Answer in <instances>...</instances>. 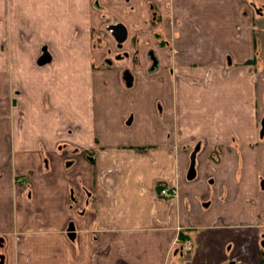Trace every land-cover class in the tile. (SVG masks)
I'll use <instances>...</instances> for the list:
<instances>
[{"label":"crops","instance_id":"obj_1","mask_svg":"<svg viewBox=\"0 0 264 264\" xmlns=\"http://www.w3.org/2000/svg\"><path fill=\"white\" fill-rule=\"evenodd\" d=\"M103 14L147 32L158 62L130 86L116 71L119 86L165 83L135 132L130 111L95 118ZM260 22L264 0H0L2 264H264Z\"/></svg>","mask_w":264,"mask_h":264},{"label":"rangeland","instance_id":"obj_2","mask_svg":"<svg viewBox=\"0 0 264 264\" xmlns=\"http://www.w3.org/2000/svg\"><path fill=\"white\" fill-rule=\"evenodd\" d=\"M125 8L127 12L129 7L125 6ZM101 11L105 10H100V12ZM148 13L149 12L146 13L147 19L149 18ZM103 15L105 16V18H101V21H103L100 25L101 29L94 32L92 37L94 40V44L97 45L100 54L103 56L101 66H104L105 68L102 67V71H105V75H109L107 76L109 84L108 86L102 87L103 89L100 95H96V106L94 107L95 118L97 119V123L99 122L101 124L102 120L100 119L106 113L105 116L109 121L110 119L117 121L125 114L126 111H130V113H132V115L134 116V120L132 124L124 126V130L126 132L127 130L135 132L138 126L149 124V122H153L154 124L153 113H157V111L161 109V107H163V105L165 104V91L163 90V87H165V83L164 81H160V79H158L160 75L145 76L143 74L144 76L142 75L139 78L138 82L136 81L135 84H133L131 87L121 88L119 86L113 73L117 71L118 74H122L126 69H128L130 72H133L138 67H142L143 69L146 68V65L148 64V46L144 42L147 40L144 37L139 36V34L147 32L142 30H130V35L128 36L129 38L127 39V41L122 43L121 46H118L111 31L107 28V24L114 23L115 21H119L120 19L113 14L110 16L108 14ZM124 17L122 16L121 18L124 19ZM159 17L160 16L157 15V20L151 21V24L154 25L147 27L146 31L150 32V30H155L157 23L161 20V17ZM136 26L138 27L139 25ZM259 26L260 38L264 40V25L260 22ZM105 58H108L110 63L105 62ZM142 58L147 60L145 65L144 63H141V61L143 60ZM254 62V70H257L259 76H261V79H259L258 87L260 89V95L262 94V102L258 107V112L261 113L262 111L263 113L264 90H262V88H264V76L261 73V69L264 68V41L259 46V56L258 58L254 59ZM157 63L158 62H156L155 66L157 65ZM151 65L152 62L149 63L150 68H152ZM146 72H149V70L147 69ZM260 80L262 82H260ZM99 82H101L100 78H98V83ZM229 96V99H233L236 97L232 95ZM9 108H11V106ZM7 112L8 114H10V110H8ZM216 112L217 109L215 110V113ZM210 113L212 115V111ZM188 114H190V112H188L187 115ZM179 130L180 132L183 131V133H185L186 131H188V128ZM131 134L132 132H129V134L127 135ZM232 146L235 145L233 144ZM236 146H238V144ZM259 163L261 167L263 161L259 160ZM258 177L259 185H264V175L262 174L261 170L259 171Z\"/></svg>","mask_w":264,"mask_h":264},{"label":"flooded vegetation","instance_id":"obj_3","mask_svg":"<svg viewBox=\"0 0 264 264\" xmlns=\"http://www.w3.org/2000/svg\"><path fill=\"white\" fill-rule=\"evenodd\" d=\"M119 1H121V0H119ZM122 1H125V0H122ZM97 4H98V2H97ZM122 5H124V4L122 3ZM119 7L121 8L122 6H119ZM148 9L150 11L149 12L148 21L149 22L156 21L157 20L158 13L156 12V9L154 8V3L149 2L148 3ZM115 25L116 26H119V25L123 26V28L125 30V38H124L125 40L124 39L121 40V41H118L117 40L116 30H117L118 27L113 28V26H115ZM107 28L111 31V33H112L113 37L115 38L118 46L119 45L121 46L122 43L126 42L127 39L129 38L128 37L130 35L129 30H128V28L126 26L123 25V23L121 21H115L114 23L107 24ZM100 29L101 28H99L98 30H100ZM147 54H148V62L149 63L152 62V65H151L152 68H150V67L149 68L150 69H154L157 66V65L155 66V64L157 62V59L155 58V56H153L154 53H153L152 49H148L147 50ZM109 63H110V61H109ZM128 71H129L128 69H126V70L123 71V73H122L123 81H124V76L128 73ZM129 73L131 74V72H129ZM258 135L260 137H263L264 136V112L262 113V111H261L260 116L258 118ZM173 196H175V194H173ZM262 242H264V237H262L261 244H262Z\"/></svg>","mask_w":264,"mask_h":264},{"label":"water","instance_id":"obj_4","mask_svg":"<svg viewBox=\"0 0 264 264\" xmlns=\"http://www.w3.org/2000/svg\"><path fill=\"white\" fill-rule=\"evenodd\" d=\"M115 27H118L117 30H116L117 40L118 41L123 40L125 38V30H124L123 26H121V25H119V26H116V25L113 26V28H115ZM50 58H51L50 54L44 48L42 54L38 58V63L39 64H43L45 62H48L50 60ZM124 81H125V84L127 86H130L131 85V83H132V75L129 72L124 76ZM130 119L131 118H129L127 120V122H130ZM189 170H190V173H191L189 176L191 177L192 174L194 173V170H193V162H192V165L190 166V169ZM68 229H71V226ZM262 244L264 245V242H262ZM2 263H3V256H2V254H0V264H2Z\"/></svg>","mask_w":264,"mask_h":264},{"label":"built area","instance_id":"obj_5","mask_svg":"<svg viewBox=\"0 0 264 264\" xmlns=\"http://www.w3.org/2000/svg\"><path fill=\"white\" fill-rule=\"evenodd\" d=\"M161 193L163 195H170L172 192H170L169 190H167V188L161 189ZM174 193V192H173ZM181 250L183 252V254H186L188 250H190L191 248V243L189 240H185L181 243Z\"/></svg>","mask_w":264,"mask_h":264}]
</instances>
